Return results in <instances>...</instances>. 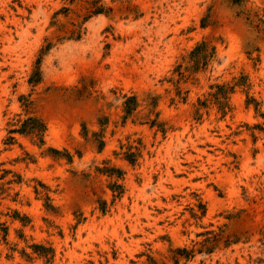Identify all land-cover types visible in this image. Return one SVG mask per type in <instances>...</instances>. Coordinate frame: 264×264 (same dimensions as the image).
Listing matches in <instances>:
<instances>
[{"label":"rangeland","instance_id":"obj_1","mask_svg":"<svg viewBox=\"0 0 264 264\" xmlns=\"http://www.w3.org/2000/svg\"><path fill=\"white\" fill-rule=\"evenodd\" d=\"M0 264H264V0H0Z\"/></svg>","mask_w":264,"mask_h":264},{"label":"trees","instance_id":"obj_2","mask_svg":"<svg viewBox=\"0 0 264 264\" xmlns=\"http://www.w3.org/2000/svg\"><path fill=\"white\" fill-rule=\"evenodd\" d=\"M202 44H204V42H202ZM124 104H125V112H126V114H130V112L136 106V98H135V96L133 95V96L127 97L125 102H124ZM29 120L31 121L32 119L30 118ZM30 121H25V123L22 125V127L18 131L21 132V133L36 132V133L41 135L44 132V130H45L44 124L42 122H39L37 124L29 123ZM33 247H34V251L37 252V254H39L40 256L46 257L47 260H50L53 257V254H52L53 249L52 248L45 247V246L40 245V244H36Z\"/></svg>","mask_w":264,"mask_h":264}]
</instances>
